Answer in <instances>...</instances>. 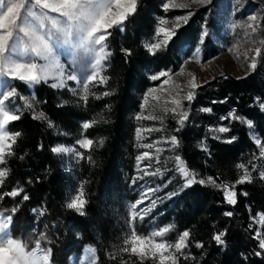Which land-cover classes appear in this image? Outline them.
Segmentation results:
<instances>
[{
    "label": "trees",
    "instance_id": "trees-1",
    "mask_svg": "<svg viewBox=\"0 0 264 264\" xmlns=\"http://www.w3.org/2000/svg\"><path fill=\"white\" fill-rule=\"evenodd\" d=\"M183 1L173 5L171 0H137L138 10L127 21L125 30L115 27L109 30L106 49L110 55L103 61L102 71L105 79L96 88L90 85L87 91H81L74 81L68 80L64 87L55 89L47 80L31 87L23 81H13L17 89L13 98L19 106L16 114L21 119L10 122L7 128L20 136L16 137L11 154L9 149L5 151L3 168L8 174L0 192L22 188L29 200L23 201L22 195L5 197L0 200V213L13 215L10 234L20 238L26 249L36 247L38 240L45 252L51 249L52 264H73L72 257L88 245L95 249V264H159L158 254L149 253L142 259L131 253L130 241L125 244L133 231L149 237L151 223L171 226L162 238L173 245L165 255L177 256V264H264V257L254 254L259 250L258 241L252 239L254 233L248 228L254 223L256 229H264L256 215L264 214V176H261L264 155L255 143L256 138L264 143V110L259 106L264 102V0ZM165 3L170 5L167 11L163 8ZM189 11L193 15L180 27L174 42L162 46L155 55L149 54L145 43L164 39L162 33L156 36V29H174L176 18ZM252 11L261 14L262 41L256 67L241 75L217 73L197 83L202 87L196 89L191 103L180 99L189 115L177 132L179 116L171 111L175 107L172 103L167 108L159 106L152 93L144 101V93L168 77L152 81L150 75L161 70L171 74L190 57L197 56L203 63L225 52L238 31L235 20ZM205 32L209 35L201 44ZM197 47L199 55H195ZM123 49L130 50L131 56L126 57ZM106 91L111 95L104 96ZM22 94L29 102L21 99ZM84 96L86 101L82 99ZM225 98L226 103H219ZM141 103H145L143 111ZM202 108L212 111L206 113ZM232 109L236 115L251 119L253 128L239 120L220 119ZM40 113L44 114L43 119L33 118ZM152 115L157 118H145ZM83 122H92V126L84 130ZM147 122L158 123L162 131L153 130L151 134L178 138L175 148L169 141L160 154L161 160L166 158L170 163L162 177V191H176L178 195L170 199L165 195L153 210L139 217L129 212L128 202L137 198L132 180L139 175L136 157L145 149V140L136 130ZM220 126H230V131L216 132ZM79 136L92 139L93 146L81 149L83 158L77 157L73 168L67 170L50 148L59 142H73ZM232 136L237 137L235 142H222ZM176 155L182 157L198 179L211 176L217 183L232 185L247 171L250 182L236 186L234 206L224 203L222 191L208 184H196L181 191L184 179L175 171ZM238 164L244 168H238ZM81 186L86 200L83 215L66 207ZM243 192L248 195H241ZM13 208L17 209L15 213ZM226 211H232L233 215L225 216ZM251 216L256 217L255 222ZM185 230L190 232L189 247L176 253L175 241ZM224 230L225 245L218 246L212 237ZM196 242H201L203 248H197Z\"/></svg>",
    "mask_w": 264,
    "mask_h": 264
},
{
    "label": "snow or ice",
    "instance_id": "snow-or-ice-1",
    "mask_svg": "<svg viewBox=\"0 0 264 264\" xmlns=\"http://www.w3.org/2000/svg\"><path fill=\"white\" fill-rule=\"evenodd\" d=\"M196 3H204L206 0H194ZM169 3H165L163 8L165 11L169 9ZM115 9V11H113ZM137 0H0V83L4 85L5 90L0 91V165L6 163L5 149H9V154H11L12 145L16 142V137L20 136L19 132L11 134L7 129L10 122H15L21 119L20 114H15L12 110L13 105L6 104V101H10L17 95V89L12 87V81L19 80L23 81L29 86L38 85L42 80H46L47 71L46 64H40L38 61H46L48 64H59V58L56 53V47H68L74 53V59L76 53H83L94 58V63L91 67L93 71L84 78H80L74 74L67 75L68 81H78L83 84L85 91L88 90L89 82L98 81L102 83L104 77H99V73L96 69L102 66V62L107 59L110 55L106 51L107 39L111 35L110 31L114 27L120 31L125 30V26L129 18L136 14ZM193 15L189 11L186 15L177 17L178 23L175 25L174 29L157 28L156 36L159 37L162 33L164 39L155 43H145L144 47L147 52L151 55H155L157 50L161 49L162 46L168 45L170 42H174V37L182 27L186 25ZM248 21H251L247 25L251 28L253 32L259 27L256 15H249ZM164 21H161L163 23ZM179 22H182L179 23ZM235 27V25H233ZM209 33L205 32L204 36L201 37L200 43L203 44L205 39L208 37ZM125 56L130 57L131 51L128 49H123ZM231 51V49H229ZM256 52L259 53L260 49L257 48ZM200 47L195 49V55H199ZM27 58V59H26ZM187 62V61H185ZM62 67V66H61ZM250 68L256 67V62L249 65ZM183 72V67L180 68V73ZM177 73V74H180ZM169 75L168 70H161L157 74L150 75L152 81H157L161 77H166ZM226 78V77H225ZM215 79V78H213ZM239 79V77H238ZM168 81L165 80L166 84ZM207 83V82H206ZM52 88H62L64 87V82L52 83ZM202 87L194 82H190L191 90L187 92L183 99H186L191 103L195 99L196 89ZM10 89V90H9ZM155 88H149L147 92L144 93V101L147 102L149 95L155 92ZM104 96L111 95L110 92H104ZM100 97H97L99 99ZM23 99V97H21ZM85 101L87 96L82 97ZM227 98L219 101V103H226ZM217 103V101H213ZM172 104L175 105L171 111L174 114H178L176 131L179 132L188 119V111L183 110V105L180 99L172 100ZM260 108L264 110V102L260 103ZM31 107V105H29ZM140 109L143 111L145 109V103L140 104ZM178 110H180L178 112ZM203 112H211L210 108H202ZM34 119H43L44 114L40 113L39 116H34ZM141 116H137L140 119ZM147 119H156L157 117L152 115L145 117ZM221 120L234 119L239 120L242 124H247L248 128H253V121L251 119H246L243 116L236 115V110L232 109L227 117H221ZM92 126V122H83L82 128L88 130ZM156 130V129H152ZM137 135L141 129H137ZM218 133H228L230 131V126H220L215 129ZM214 139L221 140L220 136H214ZM237 137L232 136L223 139L222 142L231 144L235 142ZM11 140L12 144L6 143ZM165 142H169L166 140ZM178 138L176 135L170 137V143L175 148L178 144ZM80 149L89 150L94 141L90 138H83L76 141ZM255 143L260 147L261 154L264 155V143L261 142L259 138L255 139ZM42 147V146H41ZM145 148H153V144H144ZM206 148V145H205ZM50 151L54 154L62 153H74L76 156L83 158L81 152L76 151L75 148L65 147L63 145L52 146ZM145 159H151L150 153L145 151L141 155L136 157L137 161H142ZM176 169L184 179L183 187L181 191H184L196 184L200 185H211L212 187L219 189L223 193V202L228 205L237 204V192L234 190L237 185L250 182V176L247 171L241 176L234 184L229 185L227 183H217V179L209 176L207 179L197 178V174L190 172L185 166V162L180 155L175 156ZM151 163L145 164L144 169L141 174L133 178L132 184H136L137 180H144L146 176H157L160 174V169L157 168L155 171L149 172L147 169L151 168ZM238 168H244L243 164H238ZM139 168V165H138ZM7 170L5 168H0V185L4 183L3 178L7 176ZM264 176V172L261 173ZM159 187H148L145 185L141 190V200H137L135 204L131 207L133 209L137 208V205L141 204L143 200L150 199L149 194H154L158 192ZM241 195L247 196V192L240 193ZM22 195L23 201L29 200V196L24 193L22 188H13L11 191L0 192V200L5 197L16 198ZM71 195V193H69ZM178 195V192L172 191L166 193L167 198H172ZM159 197L152 199L149 205V210L156 207V202ZM86 200L84 199V192L81 186L78 194L74 198L70 199V202L66 204L67 209L74 210L76 213L83 215V209L85 207ZM16 208L12 209L15 213ZM250 211V208H249ZM137 212H133V216L137 215ZM225 216L231 217L233 215L232 211H226ZM259 216V221L264 225V214L257 213ZM14 217L13 215H4L0 217V264H38V262H43L47 264L49 261V255L51 249H49L43 255L37 256L35 249L26 253L25 246L21 244L18 239L12 238L10 235V225L12 224ZM253 222H255L256 217H250ZM250 231L254 233L252 239L258 241V249L255 251V256L264 257V229H256L254 223L248 225ZM171 230V226L161 227L151 233V237H145L136 234L133 231L131 237L125 240V244L131 242V253L139 255L142 259L147 254H152L153 256L159 255V264H165V261H171L172 264H177L178 257L175 255H165L173 245L164 242H154L152 237H163L166 233ZM226 236V230L219 231L214 234L212 239L215 241L216 245L224 246ZM190 232L188 230L183 231L179 234L177 240L175 241L174 248L176 253H182L183 249L189 247ZM40 241L36 242V247L39 248ZM195 246L197 248H203L201 242H196ZM125 252L129 251L128 248L123 249ZM89 251H93L89 249ZM246 258V257H245ZM187 259V257H185ZM95 264V261H92Z\"/></svg>",
    "mask_w": 264,
    "mask_h": 264
},
{
    "label": "rangeland",
    "instance_id": "rangeland-1",
    "mask_svg": "<svg viewBox=\"0 0 264 264\" xmlns=\"http://www.w3.org/2000/svg\"><path fill=\"white\" fill-rule=\"evenodd\" d=\"M183 0H171V4H183ZM115 11V9H113ZM256 15L257 16V22L259 23V26L261 25V14L258 11H252L245 15L244 17L238 18L235 20V25L237 27V32L234 40L232 41L229 48L217 55L211 58L210 60L206 62H200L198 60V57H190L187 58L183 62V64L180 66L183 67V72L180 73V68L176 70L175 72L168 75L167 80L168 82L165 84L164 81L158 86L155 87L156 91L152 94L156 97L158 101L159 106H164V108L169 107L168 103H172V100L174 99H181L184 96H186L187 92L190 91V82L200 83L204 81L205 79L211 77L214 74L217 73H233L236 75H241L247 72L250 67L249 65L253 62V60H256L257 52L256 49L260 48V44L262 41V37L259 32V27H257L256 31L253 32L251 28H248L247 25L251 23V21H248L249 15ZM231 49V51H229ZM56 53L59 58V64L62 66H57L56 64H48L46 61H38L40 64H46V71H47V81H51L52 83H60L61 81L66 82L67 81V75L74 74L80 78V80H84L85 77H87L92 71V63H94V58L92 56L83 54V53H76L75 59H74V53L73 51L68 47H56ZM107 51V49H106ZM27 59V58H26ZM96 71L99 73V77H103L102 71H103V62L102 66ZM180 73V74H177ZM76 87L80 89L81 91H84L83 84L79 83L78 81H74ZM27 84V83H26ZM29 86V84H27ZM92 86V88H96V85H98V81L89 82V86ZM32 86V85H31ZM30 86V87H31ZM12 87L13 81H12ZM5 90L4 85L0 83V91ZM10 90V89H9ZM21 97H23L24 102H29V98L22 94ZM6 104L13 105V111L15 114L17 113V110L19 108L16 100L14 98H10V101H6ZM168 104V105H167ZM175 105H173L174 107ZM158 123H152L149 124L148 122L146 125L141 126L139 129L140 131V138H144L145 144H153V148H145L143 152L147 151L150 153V160L145 159L142 161H137V169L139 172V175L141 174V171L144 169V165L151 163L152 167L147 169L149 172L155 171L157 168L160 169V174L157 176H146L144 180H139L135 184V190L137 191V198L133 201L128 202L129 206V212H137L139 217L145 216L149 213V205L151 203L152 199H157L156 205L160 204L164 200V196L166 193L162 191L163 183H162V177L163 174L166 172L169 161L164 158L163 160L160 159V154L164 151V148L168 146L165 142L166 140L170 139L168 137H165L163 134L153 135L151 132H153L152 129H156L154 131H160V127H158ZM6 130L9 131L7 128ZM10 132V131H9ZM13 134L12 132H10ZM85 136H79L77 137L73 142H59L57 145H63L65 147H71L75 148L76 151L81 152V149L79 148V145L76 143L77 140L83 139ZM11 140L7 141L6 143L10 144ZM171 146V145H170ZM7 149V148H6ZM5 149V151H6ZM142 152V153H143ZM141 153V154H142ZM140 154V155H141ZM61 160L62 166L70 170L74 166V162L76 161V156L74 153H62L58 154ZM139 165V168H138ZM0 168H3V165H0ZM174 168L176 169V161H174ZM147 185L148 187H159V191L154 194H149L150 199H145L143 202L139 205H137L136 209H133L131 206L136 203L137 200H141V190L142 188ZM4 216V214L0 213V217ZM152 221V220H151ZM158 219L156 220V222ZM153 222V221H152ZM161 227H165L163 223H160L159 225H156V223L150 224V234L149 237H151V233L155 230H158ZM11 235V234H10ZM13 238V237H12ZM20 240V238H14ZM154 242H165V240L162 237H152ZM21 241V240H20ZM22 244V241H21ZM23 245V244H22ZM35 249L37 256L43 255L46 253L41 247L37 248L34 247L32 249H26L25 252L28 253ZM89 249H92L93 251H89ZM92 261H95V249L92 246H85L83 251L74 257H72V263L73 264H92ZM38 264H43V262H38ZM47 264H52L50 259L47 262Z\"/></svg>",
    "mask_w": 264,
    "mask_h": 264
}]
</instances>
